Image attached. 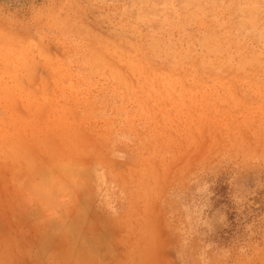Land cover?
<instances>
[{
	"label": "rangeland",
	"instance_id": "374dc122",
	"mask_svg": "<svg viewBox=\"0 0 264 264\" xmlns=\"http://www.w3.org/2000/svg\"><path fill=\"white\" fill-rule=\"evenodd\" d=\"M0 264H264V0H0Z\"/></svg>",
	"mask_w": 264,
	"mask_h": 264
}]
</instances>
